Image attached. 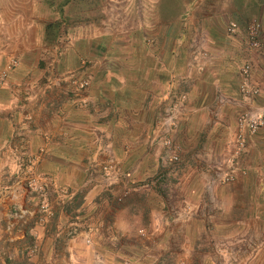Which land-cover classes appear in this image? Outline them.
<instances>
[{
    "label": "crops",
    "instance_id": "obj_1",
    "mask_svg": "<svg viewBox=\"0 0 264 264\" xmlns=\"http://www.w3.org/2000/svg\"><path fill=\"white\" fill-rule=\"evenodd\" d=\"M183 1L187 6L168 17L165 31L149 25L152 40L136 44L142 52L130 65L117 64L114 54L103 53L116 50V44L103 48L91 35L76 33L78 40L47 46L42 36L32 42L14 30H0V264H122L126 257L136 264H171L178 252L171 242L179 227L185 228V238L196 231L191 211L188 220L168 223L160 212L147 220L146 230V221L115 202L123 190L149 175L145 159L155 160L153 145L169 133L162 127L166 109L174 110L176 103L185 107L177 109L178 126L171 131L185 152L196 123L206 124L212 134L202 140V151H207L219 137L225 139L222 120L236 111L225 102L220 120L213 121L210 113L219 100L237 93L234 62L250 55L242 42L246 33L240 29L233 37L214 26L212 12L201 3L221 0ZM2 19L0 15V27L9 23ZM260 35L262 46L250 52L255 83L264 77V26ZM72 77L89 79V87L78 89ZM254 141L263 156L264 137L259 133ZM259 162L255 176L264 165ZM108 163L114 169L106 171ZM30 173L47 187L52 214L43 221L38 197L26 184ZM189 175L205 184L211 171L180 173ZM251 176L238 175L236 182ZM189 183L184 192L192 190ZM237 197H217L216 219L219 210L227 214L223 205L232 208ZM255 207L249 208L252 216ZM221 247L216 245L219 251Z\"/></svg>",
    "mask_w": 264,
    "mask_h": 264
},
{
    "label": "rangeland",
    "instance_id": "obj_2",
    "mask_svg": "<svg viewBox=\"0 0 264 264\" xmlns=\"http://www.w3.org/2000/svg\"><path fill=\"white\" fill-rule=\"evenodd\" d=\"M186 6L187 3L183 0H0L2 21H9L7 25L1 26L0 30L6 32L9 30L10 33L14 30L32 42L42 36V42L47 46L64 45L74 37L78 40L77 34H80L81 38L91 35V38L99 42L103 48L107 47L106 45L116 44V50L103 51V53H109L110 56L114 54L112 56L115 57L117 64L130 65L142 52L136 48V44L142 40L149 44L152 40V31L150 32L152 29L149 25H155V29L161 27L165 31L168 17L174 15L173 13L178 16ZM201 6L212 12L214 26L224 28L225 33H230L227 30L231 24H235L237 32L232 34L233 37H237L240 29L247 33L250 25L257 26V46H247L246 34L242 36V42L250 54L249 57L246 56L248 57L246 61L251 65L247 82L250 89H257L258 92L250 98L243 96L237 87L235 96H225V100H219L217 106L210 112L214 118L213 121L220 120L219 113L225 102L237 108L231 118L222 120L226 125L225 139L219 137V140L215 141L216 144H213L210 149L207 148V151H202V140L212 134L205 130L206 124L196 123L189 137L191 145L185 152L175 133H171L178 126L177 120L174 121L170 126L175 125V127L170 132L168 130L169 133L164 138H171L172 143L180 146L179 158L171 161L169 156H166L169 151L162 144L164 138L159 144H154L156 152L152 153V156L155 160L152 162L151 159H145L151 168L147 178L123 190L119 196L124 191L126 194L121 201L117 200L119 196L116 197L115 202L118 206L127 205L129 215L136 212L143 221H146L144 223L146 230L150 228L147 220L157 217L160 212L161 219L166 218L168 223L173 220L186 221L191 211L194 216L191 219H195L196 231L190 230V237H186L189 240L185 242L184 236L187 233L184 227H179L180 232L178 230L171 242L173 249L178 251L177 256L180 259L183 257L184 261L187 259L186 264H221V261L222 264H264V165L261 166V172L257 173L258 176H255L253 170L256 168L257 160L261 164L264 163V154L262 156L260 151H256L258 144L254 141L259 133L264 137V121L255 133L244 132L243 146L235 142L237 119L245 108L260 112L264 120V87L262 85L264 77L259 83L251 81V53L259 51L262 46L260 33L264 26V0H221L210 3L204 1ZM152 9H155V12L153 17H150L148 13ZM196 11L195 15L200 12L198 9ZM174 18L176 21L180 19ZM193 20L197 22L201 18ZM200 35V33L193 35V40ZM242 60L241 63H239L240 59L234 62V69L238 70L237 79L239 80L241 79L239 67L242 65ZM197 116L200 117L199 114ZM205 131L206 135H204ZM185 169L208 170L211 171V176L204 178L205 184H203V179L198 176L181 177L180 173ZM189 173L192 174V172ZM238 175L252 176L249 180L242 178L244 182L237 184ZM187 182H190L187 186H191L192 190L184 192ZM231 195L239 197L236 202H232V208L224 204L227 214L219 210L220 217L216 219L214 205H217V197L228 198ZM179 203L183 204L180 209ZM191 204L195 205L194 210ZM254 206L256 207L253 209L252 216L249 208ZM184 208L185 211H181ZM236 209L241 210L236 211ZM222 215L227 217L221 218ZM234 217H238L240 223L232 224ZM143 232L144 230L137 233L142 235ZM208 236L211 237L210 240ZM222 239L224 241L220 242ZM225 243L228 246H224ZM217 244L223 246L221 251L217 250ZM180 249H184L182 255H179ZM195 253L198 254L196 260L193 258ZM220 255H223V260ZM177 256L173 257L171 264H182ZM217 256L219 258L216 263ZM122 264L136 263L126 257Z\"/></svg>",
    "mask_w": 264,
    "mask_h": 264
},
{
    "label": "built area",
    "instance_id": "obj_3",
    "mask_svg": "<svg viewBox=\"0 0 264 264\" xmlns=\"http://www.w3.org/2000/svg\"><path fill=\"white\" fill-rule=\"evenodd\" d=\"M229 32L234 33L235 32V24H231L229 27ZM248 41L251 46H257L258 44V32H257V26L255 24L250 25L248 28ZM250 73V65L248 63H245L241 68V81L239 84V92L246 97H254L258 90L257 89H250V85L247 82V78ZM1 78H3V75H1ZM70 82L76 86L78 89H84L87 88L90 85V80L87 78H72ZM262 85L264 87V81L262 82ZM174 121V114L170 111L167 112V115L165 116V119L163 121L164 129L170 130L171 124ZM263 115L258 112L254 111L251 108H245L243 112L240 113L238 119H237V132L235 135V142L237 145H242L244 143V132L248 133H255L258 128L263 123ZM171 138H164L162 141V144L168 149L169 154L167 152L166 156H169L171 161H175L179 158L178 151L180 149V146L177 143H172ZM28 164H30V161H28ZM104 169L106 171L114 169V165L112 163H108L105 165ZM27 187L30 191L34 192L38 197V203H39V210H40V221H43L44 217L47 215L52 214L51 205L48 200V192L47 187L43 183V181L39 178L38 175L30 173L26 179ZM126 194V191L122 193L121 196L117 198L118 201H121L123 196ZM33 250V248H32Z\"/></svg>",
    "mask_w": 264,
    "mask_h": 264
},
{
    "label": "clouds",
    "instance_id": "obj_4",
    "mask_svg": "<svg viewBox=\"0 0 264 264\" xmlns=\"http://www.w3.org/2000/svg\"><path fill=\"white\" fill-rule=\"evenodd\" d=\"M227 32H228V30H227ZM237 32V30H235V32L234 33H236ZM234 33H227L228 35H230V36H233L232 34H234ZM246 33V32H245ZM246 40H247V46L248 47H253V46H251L250 44H249V41H248V28H247V33H246ZM246 46V45H245ZM246 49L248 50V48L246 47ZM248 59V57H246L243 61H242V65L239 67V75H240V77H241V74H240V72H241V68H242V66L245 64V63H248L249 65H250V63L248 62V61H246ZM250 70H251V65H250ZM72 78H74V77H72ZM71 78V79H72ZM76 78H80V77H76ZM240 81H241V79H240ZM240 81H239V84H240ZM239 84H238V90H239ZM89 87V86H88ZM187 98L185 97V96H183L182 97V100H186ZM182 108V104L181 105H178V103H176V106L173 108L174 110H171V111H174V121H176L177 119V109H181ZM167 111H169V110H165V112H167ZM170 111V112H171ZM166 115H167V113H166ZM165 115V116H166ZM165 116L163 117V120H162V127L164 128V125H163V121H164V119H165ZM173 121V122H174ZM173 127H175V125L174 126H172L171 127V129L169 130V132L171 131V130H173Z\"/></svg>",
    "mask_w": 264,
    "mask_h": 264
}]
</instances>
